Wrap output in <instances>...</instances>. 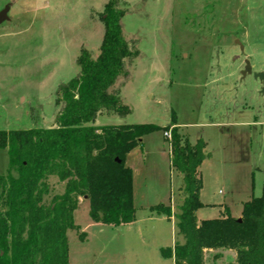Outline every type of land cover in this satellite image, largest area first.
I'll return each instance as SVG.
<instances>
[{"label": "rangeland", "instance_id": "obj_1", "mask_svg": "<svg viewBox=\"0 0 264 264\" xmlns=\"http://www.w3.org/2000/svg\"><path fill=\"white\" fill-rule=\"evenodd\" d=\"M108 1L0 0V10L9 6V18L0 24V130L57 124L64 105L60 86L79 75L82 49L98 55ZM116 5L125 13L124 35L139 54L126 61L128 74L109 91L130 112H101L93 125L151 122L164 129L145 135L127 158L137 221L96 222L88 196H80L76 226L67 232L69 260L173 264L161 248L178 241L176 217L162 220L149 209L163 204L178 213L184 199L183 177L171 166L167 126H178L192 143L207 142L200 166L206 216L217 218L225 207L239 216L243 202L263 193L264 85L255 74L264 72V0H116ZM9 165L7 148H0V174ZM48 179L49 201L64 182L55 175ZM218 250L205 251V264L234 261Z\"/></svg>", "mask_w": 264, "mask_h": 264}, {"label": "trees", "instance_id": "obj_2", "mask_svg": "<svg viewBox=\"0 0 264 264\" xmlns=\"http://www.w3.org/2000/svg\"><path fill=\"white\" fill-rule=\"evenodd\" d=\"M124 16L116 0L106 3L100 51L93 58L82 49L77 57L79 75L60 86L64 105L56 125L0 130V148H7L10 163L0 174V264H70L67 232L76 226L80 196H88L96 222L135 221L134 177L126 156L145 135L164 128L151 122L93 125L101 112H130L121 96L109 91L128 74L126 61L139 54L124 35ZM166 128L172 129L171 166L182 175L185 194L178 213L170 205L149 208L167 219L175 216L182 239L162 247L161 255L174 257L175 264H205L206 250L230 249L235 259L226 264H264V184L262 195L242 203L240 220L225 207L219 217L198 221L207 142H190L176 125ZM52 175L64 189L48 201Z\"/></svg>", "mask_w": 264, "mask_h": 264}, {"label": "crops", "instance_id": "obj_3", "mask_svg": "<svg viewBox=\"0 0 264 264\" xmlns=\"http://www.w3.org/2000/svg\"><path fill=\"white\" fill-rule=\"evenodd\" d=\"M134 148H136V147H134ZM133 148V149H134ZM133 152V150L132 151H130L129 153H128V155L126 156V161H127V158L128 157H132L131 156V153ZM179 188H181V186L179 187ZM178 188V189H179ZM133 191H134V179H133ZM200 196H201V194H200ZM201 198V197H200ZM201 201L203 202V206H201L200 207V209H198L197 210V212H196V217H197V219H198V221H200L201 219H204V218H210L209 216H206L205 215V213H202L201 212V209L207 204L205 201H203L202 199H201ZM171 202H173L172 200H171ZM170 202V203H171ZM170 203H167L166 205H168V204H170ZM151 205H154V204H151ZM231 213V212H230ZM232 215V214H231ZM137 216V215H136ZM232 216H234V215H232ZM241 216V214L239 215V216H234V217H237V218H239ZM157 217H159V219H162V220H166V221H168V220H171V219H167L166 218V216H164V215H157ZM172 218V217H171ZM135 221H137V217H136V219H135ZM135 221H133V222H131V223H135ZM172 222H173V220H171ZM178 241H180V240H182L181 239V236L180 235H178V239H177ZM175 241V240H174ZM176 242V241H175ZM175 242H173V244L171 245V246H173L174 244H175ZM226 250V252L227 253H230L233 257H235V251H233V250H230V249H225ZM210 252H213V250L212 249H210L209 250ZM219 251V250H218ZM168 259H171L172 260V262H173V264H175V259H174V257H169ZM235 259V258H234Z\"/></svg>", "mask_w": 264, "mask_h": 264}, {"label": "water", "instance_id": "obj_4", "mask_svg": "<svg viewBox=\"0 0 264 264\" xmlns=\"http://www.w3.org/2000/svg\"><path fill=\"white\" fill-rule=\"evenodd\" d=\"M8 10H9V6L8 5H6L4 8H2L0 10V24L2 22L6 21L9 18V16H7ZM248 69H249V67H248ZM255 75H256L257 78H260L263 81V85H264V72L257 73ZM238 219L240 220V218H238Z\"/></svg>", "mask_w": 264, "mask_h": 264}, {"label": "built area", "instance_id": "obj_5", "mask_svg": "<svg viewBox=\"0 0 264 264\" xmlns=\"http://www.w3.org/2000/svg\"><path fill=\"white\" fill-rule=\"evenodd\" d=\"M165 135L170 136V133L168 131L165 132Z\"/></svg>", "mask_w": 264, "mask_h": 264}]
</instances>
